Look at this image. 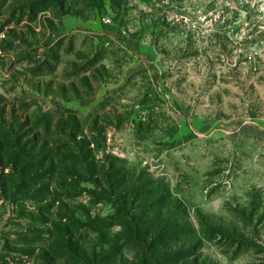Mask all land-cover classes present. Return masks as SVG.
I'll return each instance as SVG.
<instances>
[{
    "label": "rangeland",
    "instance_id": "374dc122",
    "mask_svg": "<svg viewBox=\"0 0 264 264\" xmlns=\"http://www.w3.org/2000/svg\"><path fill=\"white\" fill-rule=\"evenodd\" d=\"M53 1L0 0V134L89 175L0 160V264H264V0Z\"/></svg>",
    "mask_w": 264,
    "mask_h": 264
},
{
    "label": "trees",
    "instance_id": "16d2710c",
    "mask_svg": "<svg viewBox=\"0 0 264 264\" xmlns=\"http://www.w3.org/2000/svg\"><path fill=\"white\" fill-rule=\"evenodd\" d=\"M53 2L54 5H56V2L53 0H50ZM49 68V66H45L42 63L37 64L34 68L31 69L32 75H40L43 71V68ZM50 71V69H48ZM26 108V106H23V110ZM48 129V123H45V130ZM5 135V134H4ZM6 136V135H5ZM6 137L2 136L0 134V160H2L5 156H8L14 165L17 166L16 173L14 175L19 176V181L15 185V187H22L27 180H31L39 176L40 174H44L46 172H49L50 174H57V176L63 177L67 180H78L81 175L85 177H88L89 171L86 164V153L85 148L88 145V142L84 139L80 141H75L73 144H64L62 146H59L60 149H63L61 154L58 153V146L57 148L53 150H48L45 152V155L43 158L38 159L35 163H31L33 156L29 157L26 155V153L22 152V150H16L14 153H9L7 150H10L7 144L3 142V140ZM29 153V152H28ZM48 157L50 160V169L47 168L44 172H39L40 174H37L38 171H40V167L42 164L46 161L45 158ZM54 162V167H52V163ZM19 163H21L19 165ZM15 172V171H14ZM34 172V173H33ZM100 175V173H97ZM96 178L99 179V176ZM106 180V181H105ZM105 183L108 185H112V181L107 178L105 175L104 179Z\"/></svg>",
    "mask_w": 264,
    "mask_h": 264
},
{
    "label": "built area",
    "instance_id": "2783aa9c",
    "mask_svg": "<svg viewBox=\"0 0 264 264\" xmlns=\"http://www.w3.org/2000/svg\"><path fill=\"white\" fill-rule=\"evenodd\" d=\"M4 38H5V31L3 28H0V46ZM0 55H1V50H0Z\"/></svg>",
    "mask_w": 264,
    "mask_h": 264
}]
</instances>
